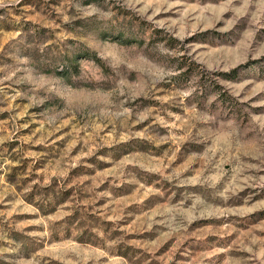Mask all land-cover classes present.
<instances>
[{
    "label": "rangeland",
    "instance_id": "374dc122",
    "mask_svg": "<svg viewBox=\"0 0 264 264\" xmlns=\"http://www.w3.org/2000/svg\"><path fill=\"white\" fill-rule=\"evenodd\" d=\"M0 264H264V0H0Z\"/></svg>",
    "mask_w": 264,
    "mask_h": 264
},
{
    "label": "trees",
    "instance_id": "16d2710c",
    "mask_svg": "<svg viewBox=\"0 0 264 264\" xmlns=\"http://www.w3.org/2000/svg\"><path fill=\"white\" fill-rule=\"evenodd\" d=\"M94 60H96V62H98V63L100 62V60H99V59H97V58H96V59H94Z\"/></svg>",
    "mask_w": 264,
    "mask_h": 264
}]
</instances>
